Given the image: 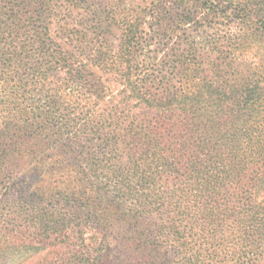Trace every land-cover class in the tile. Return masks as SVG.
I'll return each instance as SVG.
<instances>
[{
    "label": "trees",
    "instance_id": "trees-1",
    "mask_svg": "<svg viewBox=\"0 0 264 264\" xmlns=\"http://www.w3.org/2000/svg\"><path fill=\"white\" fill-rule=\"evenodd\" d=\"M77 1L0 0V264H46L56 238L72 240L64 264H264V0H149L165 53L146 66L141 21L106 14L101 81L51 39L58 25L81 45ZM59 70L86 92L81 152H61L81 165V205L64 211L42 185L59 107L44 83Z\"/></svg>",
    "mask_w": 264,
    "mask_h": 264
},
{
    "label": "rangeland",
    "instance_id": "rangeland-1",
    "mask_svg": "<svg viewBox=\"0 0 264 264\" xmlns=\"http://www.w3.org/2000/svg\"><path fill=\"white\" fill-rule=\"evenodd\" d=\"M148 1L149 0H79L76 3L78 8H76L74 15H79V18L77 19L78 21L76 22L81 23V39H78L81 40V45L76 41H70V43L66 42L65 38L67 36L62 32L58 25L53 27L51 39L56 44L66 45V47L64 46V52L67 53L68 64L72 70L82 69L85 71V74H90V69H93L94 71L98 70L96 73V79L101 81L103 78L102 71L107 65H102L100 61L103 54L108 55L109 51H107L105 45H102L100 40L92 34L96 22L101 18H105L107 16L106 14L109 13H111L110 16L115 14L117 16L125 15L127 17H136V19L140 20L142 23V46L136 52L137 63L141 66H146L147 59L153 57L159 59L165 53V48L163 46L164 42L158 44V40L152 38L153 30L151 25L153 20L152 13L154 12L149 10ZM77 25L73 24V29L76 30ZM208 25L209 24L197 25V28L201 29L204 35H200L202 37L201 41L208 39L206 37L212 35L211 31H207ZM85 29H88L87 35L86 32H84L86 31ZM188 33L196 34L197 32L190 30ZM182 34V32L178 34L177 31L175 34L176 37L174 36L172 41ZM205 34L207 36H205ZM111 42H113L114 45H117V34L112 37ZM33 55L35 56L33 60L34 63H45V61L41 59L39 50L33 52ZM31 67L32 71H35L37 68L36 65H32ZM40 71L41 70H38L39 73ZM31 77L32 74L28 76V79ZM67 77L69 76L66 74V70H59L57 72L53 71L44 83V91L49 93V96L53 97V100L56 99L59 107L53 110L55 111L54 122L56 127L52 130L51 134H49V151L51 152V163L54 171L50 175V179H47L42 185L48 186L50 184L51 189L54 191L52 194L62 197L61 199L59 198V207H62L63 211L65 203L61 200L72 201L69 204L73 208L81 205V181L78 175V173H81V165L76 163L73 157L69 154L61 156V152L73 149L81 152V110H84L83 107L85 105L86 93L84 88L81 89V86L71 84V80H67ZM86 77H89V75ZM105 78L106 77H104V79ZM35 81L38 80L36 79ZM37 84L42 85V83ZM38 85H36L37 88L35 87V89H41ZM117 90V87L113 85L111 89L112 95H118ZM87 97L90 99L87 103L90 107H93L95 105L94 97L91 95H88ZM107 97L109 99L111 98L109 94ZM38 98L39 97L33 98L35 103ZM0 201H3L1 200V193ZM75 201L78 202V205L73 204L76 203ZM79 229H81V226ZM30 232H35L36 234L40 233L38 230H31ZM43 239L44 237L42 236L38 237L39 241H43ZM44 241H46L51 247L53 252L47 259L46 264H64L67 259L66 255L69 250L68 247L72 240L65 242L63 239L56 238L49 241L44 239ZM201 241L202 240H197V242L193 243L191 247L194 250L205 249L204 246L201 245ZM216 242L221 245L220 249L224 253L234 244V242L231 243L230 240ZM48 250L49 248L47 251ZM41 254H43V252ZM117 256L110 259L109 264H113L114 260L118 259Z\"/></svg>",
    "mask_w": 264,
    "mask_h": 264
}]
</instances>
